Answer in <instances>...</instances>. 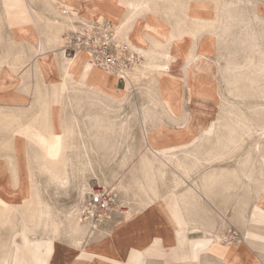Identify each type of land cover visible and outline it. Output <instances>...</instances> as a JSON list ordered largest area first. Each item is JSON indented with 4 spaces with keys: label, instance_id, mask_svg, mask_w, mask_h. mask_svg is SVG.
Masks as SVG:
<instances>
[{
    "label": "rangeland",
    "instance_id": "obj_1",
    "mask_svg": "<svg viewBox=\"0 0 264 264\" xmlns=\"http://www.w3.org/2000/svg\"><path fill=\"white\" fill-rule=\"evenodd\" d=\"M55 1L62 5L57 23L58 32L61 30L62 47L65 35L81 24L109 21L115 40L129 46L139 56L140 62L129 72L130 78L126 81L118 80L112 71L95 68L83 80L81 75L78 78L79 66L72 65L70 74L64 76L67 59H72L75 54L69 55L63 52V48L60 49L61 80L66 83L67 90L63 91V81L53 83L52 87L46 84V89L53 93L63 92V96H66V92L76 88L79 92L77 106L73 108V100L62 98L60 102L63 103V111H66L61 118L63 130H57V123L47 126L52 129L46 131L56 134L57 138L54 155L46 156L24 131L21 133L34 144L29 148V162L23 164V172L17 157L13 163L14 174H30V186L35 193L30 199L29 250H53L54 239L59 237L63 246H75L77 243L74 242L79 243L84 239L86 231L77 223L74 210L89 187L101 185L112 189L117 199L124 202L125 209L139 208L158 198L160 201L164 198L165 204L185 198V206H192L196 204L195 199H199L196 194L199 189L200 201L209 207L220 192L223 204L229 203L226 197L234 194L231 192L234 190H230L231 183L243 181L242 186H245V181L256 182L257 177L264 174V0H127L147 3L148 6L133 9L124 6L119 13L121 30L112 19L115 15L112 7L117 0H99L107 3L106 9L99 8L92 14H84L62 0ZM198 1L211 2L213 8L206 10L202 6L197 7ZM237 3L238 6L234 5ZM226 9L231 13L228 14ZM151 15L158 18L160 24L165 23L161 27L164 34L168 35L170 31L180 38L172 42V37L156 39L146 36L149 50L152 51L149 55L133 42L131 28L136 19L144 20ZM28 22L32 24L31 19ZM57 35L55 40L59 39ZM244 35L248 36L243 38ZM172 52L177 53L178 58ZM41 57L56 64L53 55L42 54L38 65H41ZM169 64L170 70L164 75L161 66ZM43 70L40 67L46 79L53 75ZM99 73L109 75L111 79L107 86L102 84L103 87L106 86L109 91L121 90L123 99L117 100L116 96H109L111 94L107 93L106 88H100L98 82L102 75ZM73 76L78 78L76 84L70 80ZM52 113L46 112V119L49 116L52 119L57 117L56 112ZM235 114L245 115L251 120L248 123L253 128L249 134H243L237 143H229L224 148L223 140L229 134L226 125H235ZM210 121L214 123V129L208 135L204 129ZM193 123H197L199 129L195 130V134L190 132ZM160 128L168 142L163 149L167 157L149 147L147 140L148 134ZM31 132L36 134L40 131L33 129ZM144 158L152 162V168L143 163ZM162 159L169 163L162 162ZM246 159L248 161L245 163ZM232 173L243 176V180L234 178L230 175ZM39 192L43 195L39 196ZM37 196L44 202L38 203ZM36 208L47 211L49 216L43 214L41 219L37 218ZM225 208L229 210V207ZM211 209L217 224L210 230L200 229L199 233L204 234V239L209 243L205 249L198 250L212 251L216 241L230 245L240 238L238 230L228 218L229 211ZM52 223L56 224V231L51 227ZM77 228L81 231L74 234L73 230ZM229 229L235 230L237 237L227 243L224 239ZM195 260L187 264H197Z\"/></svg>",
    "mask_w": 264,
    "mask_h": 264
},
{
    "label": "crops",
    "instance_id": "obj_2",
    "mask_svg": "<svg viewBox=\"0 0 264 264\" xmlns=\"http://www.w3.org/2000/svg\"><path fill=\"white\" fill-rule=\"evenodd\" d=\"M61 6L55 0H0V208L4 209H0V264H187L195 259L197 264H264V174L256 182L245 181V186L243 181L231 183L234 194L226 197L229 203L223 204L220 192L209 207L200 201L199 189L196 204L188 207L185 198L167 204L164 198H158L148 205L125 209L118 199L124 215L115 213L114 222L103 224L91 234L80 225L86 232L75 246H63L59 237L54 239L53 250H29V202L35 193L30 174H14L13 163L17 157L23 172L34 144L21 132L34 129L44 133L55 123L57 130H63L61 118L66 111L60 101L73 100L71 105L76 108L79 95L76 88L66 96L46 89V84L52 87L62 81L63 47L61 30H57ZM42 54L53 55L57 64V71L48 79L37 64ZM78 78L70 80L75 83ZM122 94L121 90L113 91L109 96L120 100ZM46 112H56L57 117L46 119ZM231 176L243 180L238 174ZM212 207L219 212L229 207L228 218L240 234L239 241L230 245L216 241L212 251L194 249L193 242L206 238L200 229L216 227ZM179 229L186 230L184 247L178 245ZM155 244L158 249L154 250Z\"/></svg>",
    "mask_w": 264,
    "mask_h": 264
},
{
    "label": "bare ground",
    "instance_id": "obj_3",
    "mask_svg": "<svg viewBox=\"0 0 264 264\" xmlns=\"http://www.w3.org/2000/svg\"><path fill=\"white\" fill-rule=\"evenodd\" d=\"M66 5H68V6H70V7H76L77 8V10H79L80 12H82V13H84V14H92V13H95L99 8H102L103 10H105L106 9V4L107 3H105L104 1L103 2H100L99 0H62ZM144 1V0H143ZM136 2V1H135ZM148 2V1H147ZM167 2V1H166ZM172 2V1H171ZM215 3V2H214ZM235 3V2H234ZM243 3V2H242ZM144 4V5H143ZM147 3H134V1L132 2V1H127V0H117V4H115L113 7H112V13H114L115 15L112 17V19H113V21L116 23V25L118 26V28H119V30H121L122 29V25H121V20H120V12H122L123 11V9L125 8L124 6H129V7H131L132 9L133 8H137L138 6H143V7H147L148 5H146ZM170 4V3H169ZM215 5V4H214ZM234 5H236V6H238V3L237 4H234ZM149 6H150V3H149ZM159 6V5H158ZM167 6V5H166ZM196 6L198 7V6H202L203 8H205L206 10H210V9H212L213 8V4L211 3V2H206V1H198V2H196ZM230 6H233V5H231L230 4ZM157 7V6H156ZM228 7V6H227ZM226 7V8H227ZM240 7V6H239ZM150 8H151V6H150ZM217 8L218 7H216V10H217ZM231 8V7H230ZM237 8V7H236ZM225 9V8H224ZM223 9V10H224ZM65 10V9H64ZM145 10V9H144ZM219 10V9H218ZM228 9H226V11H227ZM236 11H238V9H235ZM147 11V10H146ZM225 11V10H224ZM235 11V12H236ZM68 12V11H67ZM69 12H71V11H69ZM134 12V11H133ZM132 12V13H133ZM135 12H136V10H135ZM226 13V12H225ZM227 13H228V11H227ZM231 13V12H230ZM230 13H228V14H230ZM238 13V12H237ZM218 14V13H217ZM216 14V15H217ZM224 14V13H223ZM226 15L227 14H225V16L224 17H226ZM232 15V14H231ZM230 15V16H231ZM235 15V14H234ZM233 15V16H234ZM238 15V14H237ZM130 16V15H129ZM229 16V15H228ZM238 17H239V15H238ZM238 17H236V18H238ZM241 18L243 17L242 15L240 16ZM264 17V16H263ZM195 18H198V17H195ZM219 18V17H218ZM230 18V17H229ZM229 18H228V20H229ZM260 18V17H259ZM235 19V18H234ZM234 19H233V21H234ZM244 19V18H243ZM242 19V20H243ZM224 20V19H223ZM242 20H240V22L242 21ZM183 21V20H182ZM193 21V23H194V20H192ZM196 21V20H195ZM245 20H243V22H244ZM261 21H263V20H261ZM162 22V21H161ZM201 22V21H200ZM218 22V21H217ZM231 22V21H230ZM229 22V23H230ZM247 22V21H246ZM162 23H164V22H162ZM204 23V22H203ZM212 23V22H211ZM226 23H227V20H226ZM123 24H124V22H123ZM179 24V23H178ZM200 24V23H199ZM237 24V23H236ZM240 24V23H239ZM81 25H87V24H81ZM80 25V26H81ZM163 25H165V23L164 24H160L159 23V20H158V18H156L155 16H153V15H151L150 17H146L144 20H141V19H136V23L134 24V26H133V28H131V39L133 40V42L134 43H136L137 45H139L142 49H144L145 50V53H147L148 52V54L149 55H151L152 54V51L151 50H149V47H148V44H147V40H146V36H151V37H154V38H159V39H166V38H169V37H172V42L174 41V40H177V39H179L180 38V36H174L173 35V33L174 32H172V34H171V32L169 31V34L168 35H166V34H164L163 33V31H161V27H163ZM204 25V24H203ZM223 25H225V24H223ZM231 25H232V23H231ZM238 25V24H237ZM248 25V24H247ZM80 26H78V27H80ZM196 26V25H195ZM200 26H201V24H200ZM211 26V25H210ZM230 26V25H229ZM242 26H244V25H242ZM236 27V26H235ZM240 27V26H239ZM245 27V26H244ZM117 28V27H116ZM175 28V27H174ZM230 28V27H229ZM233 28V27H232ZM224 29V28H223ZM222 29V30H223ZM241 29V28H240ZM243 29V28H242ZM245 29V28H244ZM246 29H247V27H246ZM245 29V30H246ZM244 30V31H245ZM242 31V30H241ZM240 31V32H241ZM223 32V31H222ZM246 33H247V31H245ZM120 33V32H119ZM249 33H250V31H249ZM244 34V33H243ZM178 35V34H177ZM222 35V34H221ZM231 35V34H230ZM254 35V34H253ZM224 36V35H223ZM246 35H244V37L243 38H246L245 37ZM252 37V36H251ZM235 38V37H234ZM236 39V38H235ZM240 40V39H239ZM220 41V40H219ZM246 41H248V40H246ZM242 43V42H241ZM243 43H245L244 41H243ZM250 47H252L253 48V46H250ZM254 48H256V47H254ZM249 49H251V48H249ZM259 49V48H258ZM252 50V49H251ZM256 50V49H255ZM255 52V51H254ZM173 54H174V56L176 57V58H178V54L177 53H175V52H172ZM88 55V53L87 52H85V51H83V50H81V51H78V52H76L75 53V56L72 58V59H67V64H66V66H65V72H64V76H68L69 74H70V69H71V67H72V65L73 66H79V68H78V71H79V78H80V75H81V78L83 79V80H85V78H86V76H88L89 75V73H91V72H94L95 70H94V68H93V65L91 66L90 64H89V62H88V59H89V55ZM155 56V55H154ZM147 57V56H146ZM252 57V56H251ZM42 59H41V61H40V63H41V65H39L40 67H42V69H44L43 71L44 72H46V73H48V74H54L55 73V71H56V64H55V62L53 61V60H50V61H46V57H41ZM147 58H149V57H147ZM156 58V57H155ZM164 58V57H163ZM231 58V57H230ZM58 60V59H57ZM149 60H151V59H149ZM227 61V60H226ZM229 61V60H228ZM236 62V61H235ZM146 63L148 64V62L146 61ZM157 63V62H156ZM171 63V62H170ZM231 63V62H230ZM239 63V62H238ZM75 64V65H74ZM147 64H145V65H147ZM152 64V63H151ZM233 65V64H232ZM264 65V64H263ZM149 67H152V66H150V65H148ZM238 66V65H237ZM247 66V65H246ZM250 66V65H249ZM95 67V66H94ZM154 67V66H153ZM157 67H159V65L157 66ZM232 67V66H231ZM230 67V68H231ZM262 67V66H261ZM144 68V67H143ZM161 68H162V72H163V74L164 75H166V73L170 70V64L167 66V65H165V67H164V65H162L161 66ZM233 68H234V66H233ZM156 69V68H155ZM238 69H239V67H238ZM77 70V69H76ZM232 70V69H231ZM249 70V69H248ZM259 70V69H258ZM64 71V70H63ZM146 71V70H145ZM241 72V71H240ZM233 73V72H232ZM243 73V72H242ZM100 75H102V76H100L99 78H100V82H102V83H100V82H98L99 83V86H100V88H106V91H107V93L108 94H113V90L111 91H109V89L106 87L107 86V84L111 81V79H110V76L108 75H104V74H102V73H99ZM239 74V73H238ZM163 75V76H164ZM252 75V74H251ZM239 78V77H238ZM236 80H237V78H236ZM248 80V79H247ZM254 80V79H253ZM252 80V81H253ZM63 81V80H62ZM248 82V81H247ZM254 82V81H253ZM101 84V85H100ZM102 84H104V85H106L105 87H103V85ZM250 84V83H249ZM248 85V84H247ZM251 85V84H250ZM66 83L63 81V91L64 90H67L66 89ZM238 88V87H237ZM236 88V89H237ZM242 88V87H241ZM260 89V88H259ZM240 90V89H239ZM262 91V90H261ZM244 95V94H243ZM261 95V94H260ZM262 96V95H261ZM263 97H264V95H263ZM226 111V110H225ZM53 114V113H52ZM47 116V115H46ZM235 119L234 118H232V119H234L235 121V125L233 124L232 126H229V125H226V128L227 127H229V129H228V138H224V142H223V147L224 148H227L226 146H229V143H237L238 141H239V139H241V138H243L242 137V135L244 134V135H246V133H248V132H250L251 131V128H253L248 122H250L249 121V119L246 117L245 118V115H242V114H240V116L239 115H236L235 114ZM252 117V116H251ZM231 121V120H230ZM233 121V120H232ZM231 121V122H232ZM252 123V122H251ZM227 124V123H226ZM192 125H193V127H192ZM191 125V130H190V132H193L194 134H195V130L196 131H198L199 129H198V126H197V123H193ZM55 127V126H54ZM213 129H214V123L212 122V121H210L209 122V124H208V127L206 128V129H204V132H206L207 134L209 133V134H211V132L213 131ZM45 130V129H44ZM162 131H163V129L162 128H160V129H158L155 133H150V134H148L147 135V140L149 141L148 142V144H149V147L150 146H152V148L153 149H155V151H158V154L159 155H163V156H166L165 155V153L163 152V149L164 148H166L167 147V145H168V142L167 141H165V139H164V136H163V134H162ZM203 134H205V133H203ZM206 134V135H207ZM208 134V135H209ZM249 134V133H248ZM247 134V135H248ZM25 135L26 136H29V139H33L34 141H35V143L38 145V146H40V148L42 149V151L44 152V154L47 156H52V155H54L55 153H54V145L55 144H57V138H56V134H54V133H51V132H49V131H45L44 133L43 132H39V133H36V134H34L33 132H31V130H28V131H26L25 132ZM205 136V135H204ZM250 137H251V135H250ZM62 138V137H61ZM63 139V138H62ZM243 140V139H242ZM222 141V140H221ZM64 142V141H63ZM64 145H67L66 143H63ZM61 147H62V144H61ZM64 148V147H63ZM63 149H61L60 151H62ZM222 150V149H221ZM232 151V150H231ZM152 152H154V151H152ZM64 153V152H63ZM66 154V153H65ZM65 154H64V156H65ZM154 154H156V153H154ZM157 154V155H158ZM191 154V153H190ZM257 154V153H256ZM61 155V154H60ZM156 155V156H157ZM250 155V154H249ZM143 156V155H142ZM145 157H146V155H144ZM143 156V157H144ZM220 156V155H219ZM159 157V156H158ZM167 157V156H166ZM65 158V157H64ZM162 158V157H161ZM259 158V157H258ZM51 159V158H50ZM58 159V158H57ZM60 159V158H59ZM63 158H61V160H62ZM169 159V158H168ZM163 161L162 162H165L166 163V161L164 160V159H162ZM196 160H198V159H196ZM58 161V160H57ZM246 161H248V159H246L245 160V163H246ZM61 162V161H60ZM63 162V161H62ZM61 162V163H62ZM141 162H142V159H141ZM168 162V161H167ZM60 163V164H61ZM65 163V162H64ZM143 163L144 164H146L149 168H152L151 166V161L149 160V159H147V158H144L143 159ZM169 163V162H168ZM168 163H166V164H168ZM179 163V162H178ZM260 163V162H259ZM67 164V163H66ZM181 164V163H180ZM243 165H244V163H243ZM180 166V165H179ZM183 166V165H182ZM61 168V167H60ZM146 168V167H145ZM183 169H185L184 167H182ZM157 169V168H156ZM161 169V168H160ZM159 169V170H160ZM182 169V170H183ZM187 169V168H186ZM190 169V168H189ZM147 170H148V168H147ZM146 170V171H147ZM152 170V169H151ZM150 170V171H151ZM188 170V169H187ZM149 171V170H148ZM156 171V170H155ZM184 171V170H183ZM190 171V170H189ZM154 172V171H153ZM160 172H161V174L163 173L161 170H160ZM221 172V171H220ZM231 172H233V171H231ZM151 173V172H150ZM226 173V172H225ZM147 174H148V172H147ZM160 174V173H159ZM187 174V173H186ZM222 174H224V173H222ZM227 174H228V172H227ZM233 174V173H232ZM206 175V174H205ZM216 175V174H215ZM214 175V176H215ZM231 175V174H230ZM234 175V174H233ZM229 176V175H228ZM154 177V176H153ZM212 177V176H211ZM63 178V177H62ZM147 178V177H146ZM149 178V177H148ZM147 178V179H148ZM206 178H208V177H206ZM154 179V178H153ZM224 179H226V178H224ZM150 180V179H149ZM209 180H211L210 179V174H209ZM21 186V185H20ZM29 196H30V194H29ZM179 197V196H178ZM37 198V202L38 203H42V201H41V199L37 196L36 197ZM181 198H183L182 196H181ZM30 199H31V197H30ZM184 199V198H183ZM27 200V199H26ZM25 201V200H24ZM183 201V200H182ZM29 203H31V202H29ZM31 205V204H30ZM148 205V204H147ZM34 208V207H33ZM1 209V208H0ZM46 209H48V208H46ZM1 210H4V209H1ZM34 210V209H33ZM35 211H37L36 213V217L37 218H39V219H41L40 217H41V215H45V216H49V214L47 213L46 214V212H44L42 209H38L37 210V208H36V210ZM5 212H6V210H5ZM32 212V211H31ZM6 215V214H5ZM34 215V214H33ZM49 218V217H48ZM73 226V225H72ZM51 227L53 228V229H55V231H56V228H57V226H56V224H51ZM80 227V226H79ZM81 231V229H79V228H77V229H75V230H73L74 231V234H76V232L78 233V231ZM80 233V232H79ZM176 234H177V236H178V238L177 239H179V245H180V247L181 246H183V245H186V230H184V229H179V230H177L176 231ZM209 243V241H207V240H205V239H202V240H197V241H195V242H193L191 245H192V247L194 248V249H201V248H204L207 244ZM156 248H158V244H155V246H154V250L156 249ZM205 249V248H204ZM84 255V254H83ZM82 255V256H83ZM186 255V254H185ZM140 258V257H139ZM141 259V258H140Z\"/></svg>",
    "mask_w": 264,
    "mask_h": 264
},
{
    "label": "built area",
    "instance_id": "obj_4",
    "mask_svg": "<svg viewBox=\"0 0 264 264\" xmlns=\"http://www.w3.org/2000/svg\"><path fill=\"white\" fill-rule=\"evenodd\" d=\"M81 50L88 53L93 66L112 71L122 81L130 78L129 72L140 62L139 56L129 46L115 40L109 21L81 25L65 35V53L70 55ZM74 211L77 223L86 226L89 234L105 223L114 222L115 213L121 216L125 213L113 190L101 185L89 187ZM236 237V231L229 229L228 236L223 239L229 243Z\"/></svg>",
    "mask_w": 264,
    "mask_h": 264
}]
</instances>
